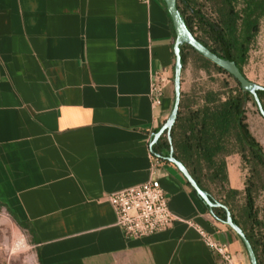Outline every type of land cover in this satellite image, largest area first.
<instances>
[{"label": "crops", "instance_id": "obj_1", "mask_svg": "<svg viewBox=\"0 0 264 264\" xmlns=\"http://www.w3.org/2000/svg\"><path fill=\"white\" fill-rule=\"evenodd\" d=\"M161 0H0V205L29 226L36 264H220L197 228L250 264L184 176L160 159L172 228L137 240L117 226L110 194L150 180L153 135L175 89L152 107V79L173 78L176 35ZM246 79L264 88V29ZM247 123L264 151V119ZM242 191L241 158H227Z\"/></svg>", "mask_w": 264, "mask_h": 264}, {"label": "trees", "instance_id": "obj_2", "mask_svg": "<svg viewBox=\"0 0 264 264\" xmlns=\"http://www.w3.org/2000/svg\"><path fill=\"white\" fill-rule=\"evenodd\" d=\"M176 1L188 30L196 40L218 58L234 62L245 77L249 53L264 18V0ZM191 53L197 57L200 70L210 75L212 68L219 74L227 75L234 81L235 88L229 89L225 98L211 90L203 92L199 98L181 92L178 118L171 131V144L165 134L150 151L154 157L167 161L172 148L174 158L187 169L199 188L207 192L212 201L223 206L210 211L198 197L205 208L223 225L226 224L228 211L234 225L249 241L257 263L264 264V207L258 206V200L261 195L264 196V151L250 132L246 117L247 105L252 102L259 113L257 105L232 76L188 45L181 47L183 69ZM258 98L264 109V92H259ZM152 141L153 138L150 145ZM233 155L240 156L242 170L249 173L242 191L230 188L226 160ZM212 186L223 191L222 199L215 198ZM11 217L20 229L29 234L34 245L32 229ZM238 240L248 256L242 240L239 237Z\"/></svg>", "mask_w": 264, "mask_h": 264}, {"label": "built area", "instance_id": "obj_3", "mask_svg": "<svg viewBox=\"0 0 264 264\" xmlns=\"http://www.w3.org/2000/svg\"><path fill=\"white\" fill-rule=\"evenodd\" d=\"M170 78L165 72L155 73L152 79V107L160 108L165 85ZM150 180L142 185L121 190L107 197L114 208L117 226L128 240L149 238L172 228L177 218L172 214L169 197L162 188L158 173L160 159L153 156ZM205 245L219 259L220 264H238L228 244L221 243L197 228Z\"/></svg>", "mask_w": 264, "mask_h": 264}, {"label": "water", "instance_id": "obj_4", "mask_svg": "<svg viewBox=\"0 0 264 264\" xmlns=\"http://www.w3.org/2000/svg\"><path fill=\"white\" fill-rule=\"evenodd\" d=\"M166 10L171 18L173 28L176 35V41L174 44L173 52L175 56V68H174V89H175V104L174 108L168 118V120L165 122V124L162 126L160 131L153 135V141L150 145V148H152L155 144L158 143V141L166 134L167 138L169 139V143L171 144V131L173 127L176 124L178 114H179V106H180V100H181V74L183 70L182 65V58H181V47L184 45L190 46L196 53L204 57L205 59L211 61L213 64H215L217 67L224 70L226 73H228L230 76H232L240 85L241 89L249 93L255 101V104L257 105L258 111L261 115V117L264 119V109L263 106L258 98L259 92H264V88H261L251 82H249L239 71L237 68V65L234 62H230L224 59L218 58L215 54L210 52L207 48H205L196 38L191 34V32L188 30L178 8H177V1L176 0H163ZM167 162L174 165L178 171L184 176L187 183L191 186V188L195 191L197 196L208 206L210 211H212L214 208H222L223 206L219 203H216L212 201L211 197L207 194V192L201 190L197 183L193 180V178L188 173L187 169L174 158V152L171 148L169 156L166 158ZM226 226L231 228L235 234L242 240L243 244L246 247L248 258L250 261V264H258L256 256L254 254V251L249 243V241L246 239L244 233L242 230L237 228L231 218L230 213L227 211V221Z\"/></svg>", "mask_w": 264, "mask_h": 264}, {"label": "rangeland", "instance_id": "obj_5", "mask_svg": "<svg viewBox=\"0 0 264 264\" xmlns=\"http://www.w3.org/2000/svg\"><path fill=\"white\" fill-rule=\"evenodd\" d=\"M263 29L264 18L261 21L260 31ZM191 55L186 68L182 70L181 92L199 98L203 92L211 90L219 92L222 94V98H225L229 89L235 88L234 81L227 75L219 74L212 68L210 69V75L200 70L197 57L193 53ZM173 80L174 75L170 79V84L174 86ZM249 106L253 108L256 115H259L252 102L249 103ZM249 108L247 105L246 114ZM239 170H241V172H238V174H241L240 179L245 182L249 173L243 171L241 167H239ZM211 189L215 198L222 199L223 191L219 187L212 186ZM258 206L260 208L264 207L263 195L258 200ZM35 256V248L29 234L20 229L10 214L0 205V264H36Z\"/></svg>", "mask_w": 264, "mask_h": 264}]
</instances>
